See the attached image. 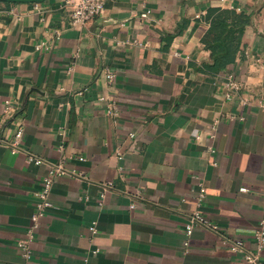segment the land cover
<instances>
[{
    "label": "crops",
    "instance_id": "0c3cea01",
    "mask_svg": "<svg viewBox=\"0 0 264 264\" xmlns=\"http://www.w3.org/2000/svg\"><path fill=\"white\" fill-rule=\"evenodd\" d=\"M215 7L251 19L210 72ZM72 11L0 1V264H247L230 242L257 250L264 204V0H105L81 28ZM56 167L26 262L17 242ZM194 212L218 229L188 237Z\"/></svg>",
    "mask_w": 264,
    "mask_h": 264
},
{
    "label": "built area",
    "instance_id": "2783aa9c",
    "mask_svg": "<svg viewBox=\"0 0 264 264\" xmlns=\"http://www.w3.org/2000/svg\"><path fill=\"white\" fill-rule=\"evenodd\" d=\"M38 4V2H35ZM69 3L73 6L72 11V22L73 24L81 28L92 21L94 18L103 15L105 12V0H69ZM240 10V9H238ZM106 77L109 81H112L115 75L107 70ZM227 86L230 90H238L240 89V84L231 80L227 83ZM231 93L229 94V97ZM103 99V98H101ZM11 101L6 102V107L11 108ZM260 105L264 109V98L260 100ZM110 115L116 116L118 113L116 111V105L112 104L108 110ZM23 135V129L19 128L15 133V140L11 144L13 152H19L20 142ZM216 150L210 148V152L214 153ZM28 161H35L37 164L41 163L42 160L40 158H35L34 156H29ZM64 170L61 167H56L52 169L48 176H46L42 182V189L37 193L38 201L36 202V211L32 216L31 225L29 230L26 233V237L18 240L17 247L21 251L23 258L26 260H30L31 253V241L34 237L35 230L39 227L40 218L43 217L46 211L52 207V203L49 201V194L52 189L53 180L56 175L63 174ZM249 189L244 186L240 188V191L247 192ZM207 189L203 182H200V191L198 193V201L201 203L206 196ZM196 224H201L207 227H211L214 230L218 229V226L212 225L206 220L200 212H194L190 217L188 223L185 226L186 235L189 237L194 229ZM90 230L92 232H96L95 226H91ZM254 240L257 245L256 251H248L246 250L245 241L243 239H235L230 242V249L234 252H243L244 258L247 264H264V260L262 259V253L264 251V204L262 208V217L259 221V226L255 231ZM189 242L186 241L185 245L188 246Z\"/></svg>",
    "mask_w": 264,
    "mask_h": 264
},
{
    "label": "trees",
    "instance_id": "16d2710c",
    "mask_svg": "<svg viewBox=\"0 0 264 264\" xmlns=\"http://www.w3.org/2000/svg\"><path fill=\"white\" fill-rule=\"evenodd\" d=\"M250 19V15L245 12L238 13L221 7L209 10L207 20L210 27L204 42L211 51L213 63L206 65L208 71L218 72L235 61Z\"/></svg>",
    "mask_w": 264,
    "mask_h": 264
},
{
    "label": "water",
    "instance_id": "95a60500",
    "mask_svg": "<svg viewBox=\"0 0 264 264\" xmlns=\"http://www.w3.org/2000/svg\"><path fill=\"white\" fill-rule=\"evenodd\" d=\"M1 2H10V3H31V2H41L46 0H0Z\"/></svg>",
    "mask_w": 264,
    "mask_h": 264
}]
</instances>
